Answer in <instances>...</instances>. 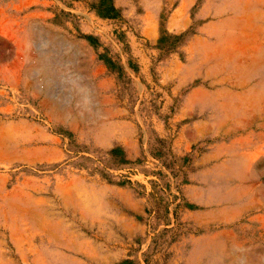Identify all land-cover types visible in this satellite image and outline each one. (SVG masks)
I'll use <instances>...</instances> for the list:
<instances>
[{
    "label": "rangeland",
    "instance_id": "1",
    "mask_svg": "<svg viewBox=\"0 0 264 264\" xmlns=\"http://www.w3.org/2000/svg\"><path fill=\"white\" fill-rule=\"evenodd\" d=\"M0 264H264V0H0Z\"/></svg>",
    "mask_w": 264,
    "mask_h": 264
},
{
    "label": "bare ground",
    "instance_id": "2",
    "mask_svg": "<svg viewBox=\"0 0 264 264\" xmlns=\"http://www.w3.org/2000/svg\"><path fill=\"white\" fill-rule=\"evenodd\" d=\"M24 210V209H23ZM26 210V209H25ZM27 214V213H26Z\"/></svg>",
    "mask_w": 264,
    "mask_h": 264
}]
</instances>
